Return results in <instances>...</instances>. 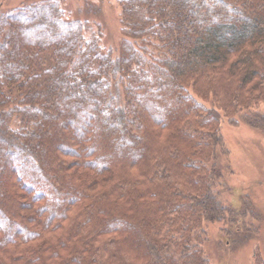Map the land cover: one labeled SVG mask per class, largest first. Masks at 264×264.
Returning <instances> with one entry per match:
<instances>
[{
  "label": "trees",
  "instance_id": "16d2710c",
  "mask_svg": "<svg viewBox=\"0 0 264 264\" xmlns=\"http://www.w3.org/2000/svg\"><path fill=\"white\" fill-rule=\"evenodd\" d=\"M118 3L117 49L63 0L0 10V264H210L233 219L219 126L264 131V0Z\"/></svg>",
  "mask_w": 264,
  "mask_h": 264
},
{
  "label": "rangeland",
  "instance_id": "374dc122",
  "mask_svg": "<svg viewBox=\"0 0 264 264\" xmlns=\"http://www.w3.org/2000/svg\"><path fill=\"white\" fill-rule=\"evenodd\" d=\"M36 1L40 0H0V10ZM118 2L63 0L62 6L70 18L98 25L100 43L117 49L122 39ZM257 109L264 113V102ZM219 131L226 154H217L221 179L216 192L234 214L233 219L206 226L205 254L210 264H254L255 251L264 261V131L241 120L230 123L225 117Z\"/></svg>",
  "mask_w": 264,
  "mask_h": 264
}]
</instances>
